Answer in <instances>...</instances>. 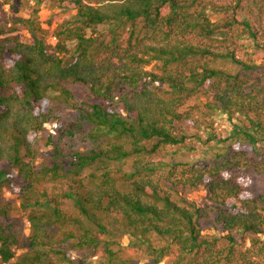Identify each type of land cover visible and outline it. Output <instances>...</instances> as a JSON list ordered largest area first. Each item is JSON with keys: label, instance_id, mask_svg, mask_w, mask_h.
<instances>
[{"label": "trees", "instance_id": "trees-1", "mask_svg": "<svg viewBox=\"0 0 264 264\" xmlns=\"http://www.w3.org/2000/svg\"><path fill=\"white\" fill-rule=\"evenodd\" d=\"M51 4L0 22V264H264V0Z\"/></svg>", "mask_w": 264, "mask_h": 264}, {"label": "rangeland", "instance_id": "rangeland-1", "mask_svg": "<svg viewBox=\"0 0 264 264\" xmlns=\"http://www.w3.org/2000/svg\"><path fill=\"white\" fill-rule=\"evenodd\" d=\"M9 2V3H8ZM13 1L9 0H0V22L3 23H9L11 24L13 20H15L18 17H29L34 10H38L39 17L42 21V24L45 28H48L50 32H52L55 28H57L58 23L62 22L65 19L71 20L75 17V11L74 10H64L59 7H53L51 4V0H23L22 5H12ZM51 41H55L54 37L50 36ZM20 40L30 41L29 34L24 33L21 35ZM69 49H74V44L68 45ZM73 54V52H71ZM263 53L259 52L258 57L261 58ZM260 60V59H259ZM73 88L75 90V101L78 104H83L84 101H93L95 100L94 97L90 96L86 90V88H83L80 84L73 85ZM71 109H66L65 111H69ZM56 124H48L46 125V134L52 132L55 130ZM206 158H210L211 154L208 152L206 155ZM205 156H197L195 157L192 162H201L204 160ZM179 160H182L180 162L188 161V159L179 158L178 160H173L171 162H177ZM119 165V163L117 164ZM251 179L250 189L253 192L254 196L257 197L261 194H264V179L258 175V174H246ZM207 191L204 189H199L195 192H193L189 196V201L186 203L187 206L192 207V203L195 205H203L205 202H207ZM5 197H10L11 200H14L15 206L18 207L20 204L19 201H16V195L12 194V192L6 191ZM5 201V198L0 197V204ZM17 207H14L13 209V216L14 217H21V212L17 209ZM204 227L208 225L206 221L203 222ZM213 230H209V232H212ZM28 233V230H27ZM119 240V239H118ZM128 238H124L123 241L127 242ZM161 264H165V262H162Z\"/></svg>", "mask_w": 264, "mask_h": 264}]
</instances>
